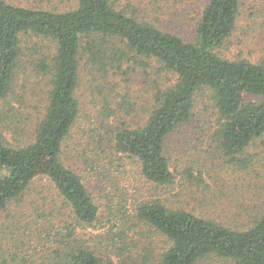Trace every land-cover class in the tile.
I'll return each instance as SVG.
<instances>
[{"label": "trees", "instance_id": "1", "mask_svg": "<svg viewBox=\"0 0 264 264\" xmlns=\"http://www.w3.org/2000/svg\"><path fill=\"white\" fill-rule=\"evenodd\" d=\"M75 2L74 8L59 12L0 0V101L6 104L5 117L11 125L16 120L14 133L29 118L33 120L25 113L26 94H17L25 51L31 54L29 69L47 78L45 104L41 116L35 118L31 138L25 144H13L0 133V218L11 204L24 203L38 178L49 181L67 213V218L56 220V209L45 199L40 207L33 202L30 210L19 214L24 226L17 228V219L11 230L8 228V233L17 231L21 239L0 244V264H201L209 258L264 264V199L249 208L245 221L229 226L172 206L158 196L116 195L118 180L112 178L108 187L115 195L99 206L83 183L85 174L62 161L64 144L80 111L81 67L90 65L88 73L107 83L109 73L120 71L125 61L144 58L172 74L175 83L156 90L145 120L119 123L107 163H113L114 152L136 164L144 185L171 187L174 173L166 141L191 124L195 98L206 94L215 115L211 146L231 168L242 171L251 167L254 159L245 151L264 134V62L227 59L219 54L235 29L240 0H207L191 42L137 20L120 0ZM25 40H29L28 46L23 47ZM11 100L19 108L11 105ZM108 102L104 100L105 108ZM200 177L201 173L195 181ZM109 215L119 217L120 225L112 223L116 232L106 236V252L78 231ZM125 221L132 225L124 227ZM136 229L139 236L162 240V249L156 253L149 243L142 253L133 252L139 243L133 239Z\"/></svg>", "mask_w": 264, "mask_h": 264}, {"label": "rangeland", "instance_id": "2", "mask_svg": "<svg viewBox=\"0 0 264 264\" xmlns=\"http://www.w3.org/2000/svg\"><path fill=\"white\" fill-rule=\"evenodd\" d=\"M3 1L24 8L59 12L76 6L75 0ZM206 2L207 0H120L119 3L128 6L127 11L134 14L137 20L148 21L162 31L171 32L185 42H191L197 20ZM25 41L26 44H23V47L28 46L29 40ZM219 54L227 59L264 62V0H240L235 29L219 50ZM22 59V68L18 70L20 79L17 77L19 83L17 94L20 97L26 94L28 108L25 113L33 117V120L29 118L26 125L18 126L19 132L14 133L13 127L16 120L11 125L5 117L6 104L0 101V133L5 134L13 144H25L31 138V132L37 120L35 118L41 116L47 91V78L29 69L27 61L31 59V54L25 51ZM89 66L81 67L77 91L80 111L70 136L64 144L62 161L66 166L85 174L83 183L100 204L99 206L106 203V197L115 195L113 189L108 187L112 178L118 180L120 190L116 195L124 192L123 194L127 197L135 194L139 198L146 195L158 196L172 206L183 207L204 218L225 222L229 226L245 221L247 214H250L249 208L262 202L264 199V134L245 151V155L254 159L251 167L240 171L228 166L227 160L221 153L214 150V146L210 143L214 126L211 124H214L215 115L206 94L196 96L191 124L188 127L179 128L166 141L169 166L174 173V184L171 187L155 189L153 186L144 185L138 175L136 164L127 159L123 160L114 152L113 163H107L112 155L110 146L116 128L120 127L119 123L123 121L135 124L145 120L152 95L156 90H162L174 84L175 77L161 71L154 60L144 58H132L131 61H125L120 71L109 73L107 83L104 79L92 77V73L91 75L88 73ZM104 100L109 101L108 108L104 107ZM11 105L19 108L18 104L12 103V100ZM23 109L21 112L24 111ZM15 113L13 115H16ZM232 169L237 171L232 172ZM116 170L118 171L114 174ZM199 173L202 177L195 181ZM42 199L56 209L59 217L56 220L67 218L66 210L61 208L63 202L56 195L53 186L46 178H38L31 184L23 204L19 206L11 204L1 215L0 244H5L11 238H13L12 241L21 239L17 231L8 233V228L11 230V225L15 224L19 214L30 210L33 202L40 207ZM101 217L93 227L79 230L78 233L85 240L96 243L100 251L107 252L106 242H109V238L106 236L116 232L112 228V223L116 222L120 225V218L110 215ZM125 223L124 227L132 225V222L125 221ZM15 226L17 228L24 226L22 217L18 219ZM139 234L138 229L134 230L133 239H137L139 243L133 248V252L142 253L145 247L150 246L149 243L156 253L162 249L164 244L158 237L147 234L139 236ZM115 258L118 260L117 257ZM115 258L113 263H116ZM201 264L232 263L209 258L203 260Z\"/></svg>", "mask_w": 264, "mask_h": 264}]
</instances>
